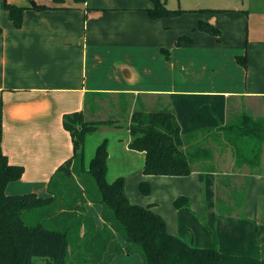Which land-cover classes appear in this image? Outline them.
Masks as SVG:
<instances>
[{"label": "crops", "instance_id": "0c3cea01", "mask_svg": "<svg viewBox=\"0 0 264 264\" xmlns=\"http://www.w3.org/2000/svg\"><path fill=\"white\" fill-rule=\"evenodd\" d=\"M33 2L47 8L36 9ZM7 3L24 7L20 28L13 25ZM151 7L152 0H0V154L5 155L10 164L24 167L22 177L10 183L6 193L49 195L50 179L74 154L72 136L63 124L64 115L82 111L86 120L97 121L94 120L98 110L95 108L106 99L117 98L125 103L130 121L136 109L149 111L144 101L145 92L164 95L163 108L175 112L183 134L218 128L243 114L264 119V31L255 29L253 34L251 24L249 31L253 36H246L245 29L234 30L232 51L225 52L226 55L233 53L234 57H227L226 69L221 66L223 56L219 59L221 74L215 80L199 82L192 72V76L189 73L183 79L173 78L165 84L157 82L152 88L142 87V74L153 72L152 65L160 59L158 49L174 46L169 17L151 18L148 13ZM254 13L237 9L235 15L249 19ZM242 24L243 21L239 23ZM199 33L194 34V40L190 37L192 43L209 34ZM221 35L216 36L218 41ZM244 53L247 54L246 67L237 60V56ZM189 59L193 64L194 60ZM187 60L188 57H183L182 69L192 65ZM212 65L217 67L216 62ZM239 68L245 70L244 75L238 73ZM232 99L236 101L235 112H231L229 102ZM251 99L263 101L260 111L250 112L245 108ZM194 107L203 112H195ZM119 121L115 120L114 127L122 125ZM128 136L125 150L132 149L130 131ZM261 155L257 170L256 166H239L235 162L231 170L225 172L215 168L212 159L213 169L202 175L199 170L187 176L156 175L172 180L194 177L198 190L190 193L177 186L176 190L169 188L165 196L166 208L154 202L152 209L162 215L170 233L193 246L210 247L211 232H214L221 252L264 258V148ZM246 168L249 169L247 173L243 172ZM121 174L120 171L116 173V179L122 177ZM229 176L242 181L245 179L241 177L247 176L248 180L245 188L237 191L231 203L226 204L220 193L223 178L229 179ZM190 194L200 199L199 208L202 203L203 207L207 206L203 214L209 215L213 223L216 219L217 230L207 223L204 241L199 243L182 237L171 226L164 211L182 216L191 206V199L186 196ZM179 196L188 197L189 206L177 208L174 201ZM219 204H225L221 207L226 213L219 211ZM84 206L86 216L93 217L97 225H105L100 203L87 201ZM49 212L56 221L61 210L56 211L51 205ZM118 242L125 247L124 240L118 237ZM136 255L118 254L110 264H128Z\"/></svg>", "mask_w": 264, "mask_h": 264}, {"label": "trees", "instance_id": "16d2710c", "mask_svg": "<svg viewBox=\"0 0 264 264\" xmlns=\"http://www.w3.org/2000/svg\"><path fill=\"white\" fill-rule=\"evenodd\" d=\"M152 2L153 7L148 8V13L154 19L175 17L183 11L168 8L163 0ZM33 7L47 8L35 2ZM6 8L13 25L20 28L24 7L7 3ZM201 11L220 10L207 8ZM198 29L215 36L222 33L218 27L204 20L199 21ZM191 41L190 37L182 35L177 44ZM237 60L247 66L246 54L238 55ZM63 124L72 136L74 154L50 179L47 196L35 192L6 193V187L22 177L24 167L10 164L8 158L0 154V264H36V256L52 264H110L121 253L140 254L143 264H264V258L221 252L214 232H211L210 247L193 246L170 233L165 219L152 209V205L131 203L125 191L124 178L118 177L112 182L107 179L106 140L98 145L86 169L84 145L87 134L103 124L114 126L115 120L88 121L84 112L75 111L64 115ZM128 129L132 137L130 148L145 153L143 173L146 175L187 176L195 170L202 175L213 169L211 150L202 145L209 135L206 132L224 133L239 166L259 165L260 143L264 142V119H254L247 114L218 128L183 134L173 110L167 107L149 111L139 108L132 112ZM248 141L252 144V151L245 150L244 142ZM75 175L78 178L83 176V183ZM139 186L143 194L151 192L148 181H142ZM88 199L102 205L104 226L97 225L93 217L84 214ZM189 204L186 196H179L174 201L177 208ZM51 205L56 211L61 210L58 219L51 223L54 228H48L40 221L30 224L25 221V210L35 213ZM221 206L218 205L219 211L226 213L227 210ZM74 218L73 224L71 219ZM118 237L125 241V247L118 242ZM86 252L89 257L85 256Z\"/></svg>", "mask_w": 264, "mask_h": 264}, {"label": "rangeland", "instance_id": "374dc122", "mask_svg": "<svg viewBox=\"0 0 264 264\" xmlns=\"http://www.w3.org/2000/svg\"><path fill=\"white\" fill-rule=\"evenodd\" d=\"M163 1L166 2V6L168 8L181 9L183 11L178 16L169 17L171 34L174 35V46H168L158 49V56L160 59L157 60L156 64L152 65L151 68H154L153 72H147L142 74V87L152 88L157 85V82L165 84L173 78L183 79L184 77H187L189 73L191 74L190 76H192V72L195 74L193 78H195L197 81H203V83L211 82L212 80L218 78V76H220L221 74L220 67L218 66L220 62L219 59L223 56L224 62L221 63V66L224 65V69H226L227 66H225L224 63L225 61H227V57H234L233 53L231 55H226L227 53L225 52L228 49H230L228 50V53L232 51V42L234 39L233 33L236 35V32L234 31L235 29L237 30V32L240 28L242 30L245 29L246 36L250 34L249 24H251L253 27V29L251 30L253 34L255 32V29H257L258 31H264V0ZM207 8L220 11H201V9ZM237 9H245L247 12L248 10H251V13H255L249 19L246 18V16H243L242 18H237V16H239L235 15ZM200 20L209 21L213 25L221 29L222 35L219 39L220 41H218V38L216 36H209L208 34L207 36L203 35V37L197 38L196 43L190 42V44H184L183 42L181 45H178L177 40L181 36V34H184L186 36L188 35L193 40L194 34H200V30L198 29V24ZM242 21L243 24L242 26H240L239 23ZM252 33L250 35H252ZM183 57H188L187 61L189 63H191L189 58L193 59V64H195L194 68L193 64L191 63V66L185 65V67H183L182 69L181 64L183 63ZM213 62L217 63V67H214L212 65ZM208 63H211V65ZM203 64L206 65V68H204ZM172 66L174 69L172 68ZM237 66L239 65L237 64ZM242 68L244 67L242 66ZM242 68H239V72L237 69V72L240 73L241 76L245 73V70ZM183 72L187 74H183ZM207 87H209V85ZM163 96L164 95L153 92H145L144 101H146L147 109H163ZM229 103L231 104V112H235L236 101L232 99ZM262 104L263 101L261 102L259 99H251L246 102L245 108L247 110L249 109L250 112H258L261 110ZM181 105L183 104L181 103ZM96 109L98 110L97 112L95 111L94 120H120L119 124L122 125L114 127L113 125L103 124L96 131H92L87 134L84 145V167L86 169H88L89 163L94 157L98 145L101 144L104 140H106L109 167L107 177L108 181H114L116 179V173L120 171L122 173V177L125 180V190L128 194V198L131 203L138 204L141 206H147L153 205V203L156 202L160 204L163 208H166L167 202L165 201V196L169 188L176 190L175 187L177 186L180 189H188L190 193L191 191H193L192 193H197V180L194 177L184 180H172L163 179L161 176H153V174H149L148 176L144 175V153L136 149L125 150V144H127V139L129 137V131L127 129L129 124V110L126 111L125 103L123 104L122 101L117 98H110L103 100L100 104H98L95 110ZM194 110L195 112H203L202 110L196 111V107H194ZM260 144L261 152L259 156L261 160L264 142ZM202 145L207 148H210L212 155L211 157L215 164V168L217 167L221 171L225 172L231 170V167L236 162V157L234 155V150L232 146H230V144L228 143L226 137L224 136V133L218 132L214 134H209L207 138L202 141ZM244 145L246 146V151H252V144L249 141L244 142ZM261 161L259 163H261ZM257 167L260 168V165H257L255 167V170H257ZM245 170L246 171L243 172L247 173V170L249 169L246 168ZM228 178L229 179L223 178V187L222 192L220 193L222 202L226 204L231 203V201L233 200V196L237 195V191L241 192L240 190H243V186L245 188V185L248 180L247 176L241 177L245 179V181L239 180L237 178L230 179V176ZM76 179H79V181L81 180L82 182L80 181V183H83V176H80V178L76 176ZM143 180H147L151 184V192L149 194H143L140 191L139 185ZM202 183L203 181H201L200 178L199 184L201 185V194L204 190ZM186 196L191 199V206L188 209H185L186 212L183 213L182 216H177L169 212L168 210L164 211L168 217V220L170 221L171 226H173L174 229L179 232L182 237L186 239L192 238L194 243H199L201 241H204V228L206 227L207 223L214 226L217 230V226L215 223L216 219L213 220V223L211 221V218H209V215L207 216L206 214H203L207 206L203 207L204 204L202 203V208H199L201 204L199 198L191 194ZM87 201L90 200L88 199ZM208 201V198H206L204 203L207 205ZM227 208H230V206ZM43 210H38L35 213H32L29 210H25L23 212V217L28 224L40 221L44 223L46 227L54 228L55 226H53L51 223L55 220L51 219L49 207ZM242 213L243 212H240V215H242ZM60 218H64V216H61ZM75 220V218L74 220L71 219V222L74 224ZM55 223L57 224V222ZM82 231H85V229H82ZM72 234L73 230H71V235ZM139 255L137 254L136 259L132 260V262L128 264H143L141 256ZM85 256L89 257V254H87L86 252ZM34 262L36 264H52L51 261L37 256L34 257Z\"/></svg>", "mask_w": 264, "mask_h": 264}]
</instances>
